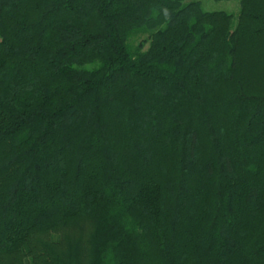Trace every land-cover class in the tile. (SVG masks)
<instances>
[{
  "label": "trees",
  "instance_id": "1",
  "mask_svg": "<svg viewBox=\"0 0 264 264\" xmlns=\"http://www.w3.org/2000/svg\"><path fill=\"white\" fill-rule=\"evenodd\" d=\"M232 1L0 0V264H264V0Z\"/></svg>",
  "mask_w": 264,
  "mask_h": 264
},
{
  "label": "rangeland",
  "instance_id": "2",
  "mask_svg": "<svg viewBox=\"0 0 264 264\" xmlns=\"http://www.w3.org/2000/svg\"><path fill=\"white\" fill-rule=\"evenodd\" d=\"M202 7L207 11H226L233 14H237L240 9L239 2L232 0H202Z\"/></svg>",
  "mask_w": 264,
  "mask_h": 264
}]
</instances>
